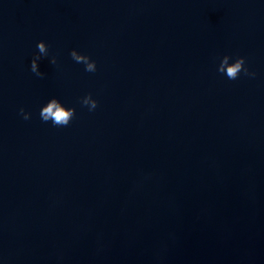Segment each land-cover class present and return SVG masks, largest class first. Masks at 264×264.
<instances>
[{
  "label": "water",
  "instance_id": "water-1",
  "mask_svg": "<svg viewBox=\"0 0 264 264\" xmlns=\"http://www.w3.org/2000/svg\"><path fill=\"white\" fill-rule=\"evenodd\" d=\"M0 264H264V0H0Z\"/></svg>",
  "mask_w": 264,
  "mask_h": 264
},
{
  "label": "clouds",
  "instance_id": "clouds-1",
  "mask_svg": "<svg viewBox=\"0 0 264 264\" xmlns=\"http://www.w3.org/2000/svg\"><path fill=\"white\" fill-rule=\"evenodd\" d=\"M38 55L35 56L31 61V71L36 74V76L43 78L45 75L39 70L38 61L41 57L48 56V46L45 42L40 41L37 44ZM71 58L77 63H83L85 65V71L95 72L96 62L91 60L89 56L78 53L73 49L70 53ZM230 57L228 55L223 56L220 61L218 71L220 73H226V76L230 80H235L238 78L241 71L245 75L255 76V73H250L248 68L245 67V58L238 57L235 59L234 63H229ZM51 63H56V58L52 57ZM82 104L89 108V111L96 109L98 102L92 98V95H88L82 98ZM20 113L23 115L25 120L30 118V114L26 113L23 108L20 109ZM75 115L74 108L65 107L58 99H50L45 106L42 107L40 111V117L44 122L51 121L54 126H67Z\"/></svg>",
  "mask_w": 264,
  "mask_h": 264
}]
</instances>
